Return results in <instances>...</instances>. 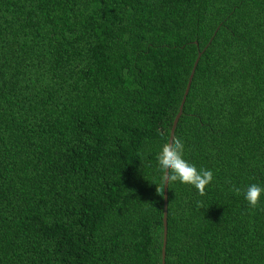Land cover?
Masks as SVG:
<instances>
[{"label":"trees","instance_id":"16d2710c","mask_svg":"<svg viewBox=\"0 0 264 264\" xmlns=\"http://www.w3.org/2000/svg\"><path fill=\"white\" fill-rule=\"evenodd\" d=\"M199 52L165 264H264V0H0V264L162 263Z\"/></svg>","mask_w":264,"mask_h":264},{"label":"clouds","instance_id":"9594fccd","mask_svg":"<svg viewBox=\"0 0 264 264\" xmlns=\"http://www.w3.org/2000/svg\"><path fill=\"white\" fill-rule=\"evenodd\" d=\"M157 170L161 174L162 184L169 187L173 184L191 186L203 194L205 188L213 181L211 170L197 167L189 163L183 152V144L180 141L165 143L156 156ZM239 192L240 190L237 189ZM160 192V188H158ZM244 200L256 207L264 199V186L251 183L242 192Z\"/></svg>","mask_w":264,"mask_h":264},{"label":"water","instance_id":"95a60500","mask_svg":"<svg viewBox=\"0 0 264 264\" xmlns=\"http://www.w3.org/2000/svg\"><path fill=\"white\" fill-rule=\"evenodd\" d=\"M201 55H202V53L199 52L198 57H197L194 65H193V68H192V71H191V75H190V78H189V81H188L186 90L184 92L181 105L179 107V112H178L177 116L175 117V120H174L173 125H172V128H171L169 142H168L169 144H171V143L174 142V136H175L176 128H177L178 123H179V120H180V118L182 116L183 108H184L186 99L188 97V94H189V91H190V87H191V84H192V80H193V77H194V74H195L197 65H198V63L200 61ZM163 210H164V213H163L164 235H163L162 263L161 264H165V258H166V245H167V234H168V229H167L168 187H166V188L164 187V208H163Z\"/></svg>","mask_w":264,"mask_h":264}]
</instances>
